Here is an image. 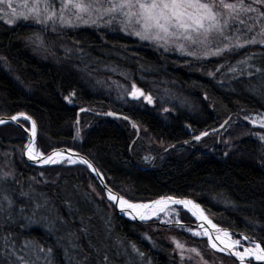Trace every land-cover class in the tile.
Segmentation results:
<instances>
[{"label": "trees", "instance_id": "obj_1", "mask_svg": "<svg viewBox=\"0 0 264 264\" xmlns=\"http://www.w3.org/2000/svg\"><path fill=\"white\" fill-rule=\"evenodd\" d=\"M36 31L41 32L44 47L26 39ZM248 51L260 49L183 60L142 47L116 30L80 28L54 33L30 23L10 25L0 19V57L4 58L0 59V117L19 112L31 116L37 122L39 151L49 154L71 149L86 156L112 190L132 202H149L163 195L189 198L201 204L220 227L260 240L264 231V167L258 158L259 143L247 137L225 143L227 132L221 128L225 120H230L227 127H231L247 114L264 112V97L247 90L249 78L239 74L233 78L228 71V66L236 65ZM85 64L91 75L77 70ZM209 71L214 76L210 77ZM132 82L152 95V104L142 98H119L123 88L117 83L126 88ZM73 89L77 96L69 104L63 95ZM81 107L90 113H80ZM110 111L129 119L104 117ZM19 124L30 128L27 121ZM77 128L79 138H75ZM202 132L208 135L193 139ZM26 142L22 128L0 127V164L4 153H11L8 159L19 181L14 185L17 191L21 187L30 191L31 186L49 198L54 213L78 225L79 217L70 214L63 203L71 196L81 213L93 216L97 228L108 218L113 236L135 242L145 253L143 264H177L171 246L161 236L148 239L145 225L118 215L85 167L30 166L22 155ZM146 156L152 158L150 162L145 161ZM85 195L91 203L85 201ZM14 231L21 243L25 239L53 243L42 221ZM81 243L87 247L86 241ZM124 259L118 257L117 264ZM56 260L64 264L59 250ZM135 264H141L140 257L135 258Z\"/></svg>", "mask_w": 264, "mask_h": 264}, {"label": "snow or ice", "instance_id": "obj_2", "mask_svg": "<svg viewBox=\"0 0 264 264\" xmlns=\"http://www.w3.org/2000/svg\"><path fill=\"white\" fill-rule=\"evenodd\" d=\"M5 17L8 24L18 21L31 22L39 25L41 31L50 29L52 32L82 25L112 30H117L118 27L125 35L147 41L157 48H162L164 52L176 51L197 61L258 46L260 51L246 52L236 65L228 66V71L234 74L233 78H236L235 74L247 76V90L264 97V0H0V19ZM26 39L35 43L38 48L44 47L40 31L34 32ZM256 60L262 63H252ZM77 70L91 75V70L86 64ZM108 70L117 71L115 68ZM120 74L125 76V79L128 78L125 73ZM207 74L214 76L211 71ZM117 87L123 88L119 97L121 99L127 96L132 100L139 101L142 98L148 104L153 103L152 95L146 94L135 82L126 88L117 83ZM76 96L77 93L73 89L63 95V99L72 104ZM163 110L169 111L167 108ZM85 111L88 109L80 108V112ZM105 115L116 114L110 111ZM21 117L31 125L30 128L20 125L29 136L22 152L28 160L41 165L79 163L100 175L90 160L72 152L71 149L53 150L49 154L39 151L36 147L37 122L26 113L19 112L8 119L0 117V125L18 121ZM123 119L129 118L124 116ZM244 119L253 126L264 129V112H258L255 116L246 115ZM75 123L78 125L79 119ZM226 124L228 120L221 124V128ZM132 127L139 130L135 123ZM207 135V132H202L193 136V139L199 141L202 136ZM252 135L258 136L264 143V135ZM79 136L80 129L77 128L75 138ZM66 152L72 154L66 155ZM10 155L11 153H4L5 160L0 164V264H57V250L62 253L64 264H117L118 257L125 258L122 264H135V258L140 257L143 264L145 253L135 242L113 236L111 220L108 218L104 219L102 228H97L92 223L93 216L81 213L71 196L65 197L63 203L70 214L79 217L78 225L69 223L58 212L54 213L49 198L43 193H37L31 186L30 191H24L22 187L17 191L14 185L19 184V181L16 179L14 166L8 159ZM144 159L150 162L152 158L146 156ZM101 179L103 180L102 176ZM103 188L107 199L132 220L149 221L155 217L160 223H169L168 220L161 219L160 214L164 213L167 217L171 215L168 210L172 206H181L200 222L199 231H193L191 228L185 230L190 231L193 236L206 237L210 248L235 257L239 264H253V261L264 264V231L260 240L247 233H240V238H234V234L228 229L213 223L201 204L192 199L163 195L149 202H132L115 193L107 184H104ZM84 199L91 203L88 195H85ZM37 217L52 237V244L33 239L19 242L14 228L38 224ZM175 222L180 224L179 219ZM146 238L150 239L147 236ZM82 240L87 242V247L81 243ZM173 243L180 256V264H187V261L191 260L190 256L186 258L185 252L201 255L197 248H186L185 243L175 238Z\"/></svg>", "mask_w": 264, "mask_h": 264}, {"label": "rangeland", "instance_id": "obj_3", "mask_svg": "<svg viewBox=\"0 0 264 264\" xmlns=\"http://www.w3.org/2000/svg\"><path fill=\"white\" fill-rule=\"evenodd\" d=\"M4 19H6V17ZM19 23H25V22L18 21L15 24H10V25H17ZM28 23L32 24L31 22H28ZM32 25H34L36 27H40L39 25H35V24H32ZM80 28H94V29L112 30V29L106 28V27L96 28V27H89V26H83L82 25V26L77 27V28L59 29L57 32H54V33H60V32L66 31V30L80 29ZM49 31H51V30L49 29ZM116 31L120 32L118 30V27H117ZM120 33L125 35L123 32H120ZM126 36L131 37L132 40L136 41L138 43V45H140L142 47H147V48L156 50V51L161 52V53L166 54V55H174L179 59L195 61L191 57H184L176 51L164 52V50L162 48H157L155 45L150 44L147 41H140L137 38H135L134 36H130V35H126ZM209 58H215V57H209ZM247 115L255 116L256 114L251 113V114H247ZM229 121L230 120H228V124H229ZM223 128L225 129L224 131L227 132V133H225L226 136H228L225 139V143L226 142L231 143L232 140L239 139L238 137H240V138L247 137V138H251V139H254L255 141H257L259 143V146H260L258 158L261 157V160L259 159L260 165H262L264 167V143H262L259 140L258 136L252 135V133H258L260 135H264V129L260 128L259 126H253L249 121L245 120L244 117L239 118V121L234 123L233 126L227 127V124H226V125H224ZM220 137H222V136H220ZM229 138H232V139H229ZM27 141H28V137H27ZM36 141H37V138H36ZM62 164L69 165L66 162H63L60 164H55V165L47 166V167L60 166ZM69 166H73V165H69ZM47 167H43V168H47ZM90 191L95 196L100 198V196L98 195L96 190L93 191V187L90 188ZM104 198H105L106 202L111 204L107 200L106 196ZM113 208L115 209L114 206H113ZM173 209H175V211H173ZM115 211H116V209H115ZM168 211L171 213V215L166 217V216H164V214H161L160 218L168 220L169 223H160V221L154 217L152 220L142 221V222H139L138 224L145 225V230H146L148 237L153 238L154 236H161L166 241V243H168L171 246V250H172L171 256H172V258H174L176 260L177 264H180V256L177 254V250L175 249V245L173 243V238H175L176 240H179L182 243H185L186 248H197L199 250V252L201 253L200 256H197L195 253L185 252L186 258L189 256L191 257V260H188L187 264H239V261L236 260V258H233V257L228 256L226 254L217 252L216 250L210 248V246L207 243L206 237L193 236L190 231H186L185 230L186 228H191L193 231H199V230L197 228H195L197 225L196 221L185 210H183L180 207H175V208H172ZM177 212H178V216H177ZM189 217L192 219V222L189 220ZM209 218L213 221V223H215V221L213 220L212 217L209 216ZM176 219L180 220L179 225L176 224V222H175ZM217 226H219V225L217 224ZM238 234H240V233H238ZM244 243L246 244L247 242L245 241ZM253 264H258V263L253 261Z\"/></svg>", "mask_w": 264, "mask_h": 264}, {"label": "water", "instance_id": "obj_4", "mask_svg": "<svg viewBox=\"0 0 264 264\" xmlns=\"http://www.w3.org/2000/svg\"><path fill=\"white\" fill-rule=\"evenodd\" d=\"M80 113H90L89 111H85V112H80ZM79 113V114H80ZM104 117H110V118H117V119H123V116H119V115H114V116H107V115H104ZM4 119H8V118H4ZM20 120H23V118L21 117V118H19L18 119V121H15V122H12V121H10V122H8V123H6V124H3V125H0V127L1 126H5V125H14V126H16V127H20V128H22L21 126H20V124H19V121ZM125 120V119H124ZM126 121H128V120H126ZM29 124H30V122L29 121H27ZM31 126V125H30ZM23 130H24V128H22ZM25 132V131H24ZM26 133V135H27V137H28V139H29V136H28V133L27 132H25ZM37 134H38V131H37ZM204 137H206V136H202L201 137V139L202 138H204ZM37 138V137H36ZM27 143H28V141H27ZM60 150H67V149H60ZM23 151H24V148H23ZM72 152H74V153H77L79 156H83V157H85V158H87L86 156H84V155H82V154H80V153H78V152H75V151H72ZM66 155H71L72 153H69V152H66L65 153ZM23 159L25 160V162L27 163V164H29L30 166H33V167H37V168H43V167H47V166H52V164H49V165H41V164H38V162H33V161H30V160H28L27 159V157L25 156V155H23ZM88 159V158H87ZM88 160H90V159H88ZM91 161V160H90ZM92 162V161H91ZM93 163V162H92ZM75 165H80V166H83V167H85L89 172H90V174L95 178V180L98 182V184L100 185V187L103 189V191H104V193H105V196H106V198H107V195H106V192H105V189L103 188V185L104 184H107V182H106V180H105V177H104V175L99 171V169L95 166V164L93 163V165H94V167L96 168V169H98V171H99V173H100V175H97V174H95V173H93L91 170H89L85 165H82V164H79V163H77V164H75ZM74 166V165H73ZM101 176L103 177V180L101 179ZM108 185V184H107ZM108 187L109 188H111L109 185H108ZM112 189V188H111ZM116 193V192H115ZM108 200V199H107ZM109 201V200H108ZM114 207H115V209H116V211H117V213H118V215L119 216H121L122 218H124V219H126V220H128V221H131V222H134V223H139V222H142V221H140L139 219H136V220H132V219H130L128 216H126V215H124L123 213H121V211L119 210V207L116 205V204H114L113 202H111V201H109ZM192 217V216H191ZM193 218V217H192ZM194 219V218H193ZM195 220V219H194ZM196 221V220H195ZM200 222L199 221H196V227L195 228H197L198 230H200L199 228H198V224H199ZM226 229V228H225ZM229 230V229H228ZM230 232H232L233 234H234V236L236 235V236H238V237H240V234H238V233H234L233 231H231V230H229ZM220 253H222V252H220ZM223 254H225V253H223ZM233 258H235V257H233ZM256 263H258V262H256Z\"/></svg>", "mask_w": 264, "mask_h": 264}, {"label": "bare ground", "instance_id": "obj_5", "mask_svg": "<svg viewBox=\"0 0 264 264\" xmlns=\"http://www.w3.org/2000/svg\"><path fill=\"white\" fill-rule=\"evenodd\" d=\"M63 163V162H62ZM39 164V163H38ZM175 207H180V208H182L181 206H172L170 209H172V208H175ZM169 209V210H170ZM183 209V208H182ZM183 210H185V209H183ZM190 216H191V213L190 212H188L187 210H185ZM161 214H164V213H161ZM160 214V215H161ZM195 220H196V218L195 217H193ZM197 221V220H196Z\"/></svg>", "mask_w": 264, "mask_h": 264}]
</instances>
